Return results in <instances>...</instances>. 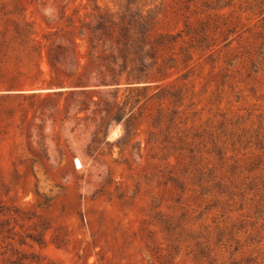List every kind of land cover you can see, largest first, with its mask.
Wrapping results in <instances>:
<instances>
[{"label": "rangeland", "instance_id": "1", "mask_svg": "<svg viewBox=\"0 0 264 264\" xmlns=\"http://www.w3.org/2000/svg\"><path fill=\"white\" fill-rule=\"evenodd\" d=\"M98 14L175 37L176 82L130 99L128 120L121 94L0 100V264H195L190 235L215 264H264V0H0V40L25 22L43 55H83ZM196 169L234 173L242 195L202 191Z\"/></svg>", "mask_w": 264, "mask_h": 264}, {"label": "trees", "instance_id": "2", "mask_svg": "<svg viewBox=\"0 0 264 264\" xmlns=\"http://www.w3.org/2000/svg\"><path fill=\"white\" fill-rule=\"evenodd\" d=\"M19 25L13 33L6 31L1 36L0 100L33 98L40 92L57 97H82L103 92L117 98L121 94L126 100L122 106L114 103L113 108H123V117L128 120L135 108L133 105L126 110L130 99L140 97L151 88L164 93L176 82L171 80L170 71L175 66L168 65L167 60L162 59L163 52L174 46L176 38L155 32L145 16L116 19L108 14H98L93 26L88 24L87 29H82L80 34L86 40V53L83 55L75 46L61 44L50 46L43 55L28 30L29 25L25 22ZM185 34L195 40L198 36L191 28ZM174 59L172 57L168 60ZM44 60L48 66L47 71L42 69ZM167 95L168 93L164 94L163 98H168ZM139 102L140 99L136 104ZM213 148L218 161H221L223 157L220 156L217 145L214 144ZM232 169L233 167L230 170ZM192 178V184L202 191L204 185L207 192H210L208 189L217 190V193L228 198L242 195L239 193L244 183L238 182V176L234 173L230 176L223 173L211 177V172L196 169ZM160 226L167 243V256L174 261L178 255L175 250L181 242L182 233L171 218L164 219ZM189 238L195 242L189 252L193 254L192 261L201 264L206 260V264H215L216 260L210 259L215 248L211 249L209 241H201L200 236L195 235H190ZM221 246L225 248L226 244ZM237 250L238 248L234 249ZM230 264L239 263L232 261Z\"/></svg>", "mask_w": 264, "mask_h": 264}, {"label": "water", "instance_id": "3", "mask_svg": "<svg viewBox=\"0 0 264 264\" xmlns=\"http://www.w3.org/2000/svg\"><path fill=\"white\" fill-rule=\"evenodd\" d=\"M49 89H45V91H48Z\"/></svg>", "mask_w": 264, "mask_h": 264}]
</instances>
